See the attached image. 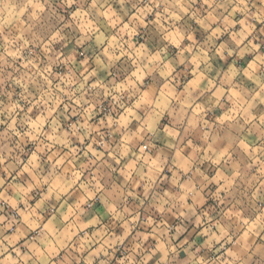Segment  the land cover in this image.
I'll use <instances>...</instances> for the list:
<instances>
[{
	"label": "clouds",
	"instance_id": "1",
	"mask_svg": "<svg viewBox=\"0 0 264 264\" xmlns=\"http://www.w3.org/2000/svg\"><path fill=\"white\" fill-rule=\"evenodd\" d=\"M0 264H264V0H0Z\"/></svg>",
	"mask_w": 264,
	"mask_h": 264
}]
</instances>
